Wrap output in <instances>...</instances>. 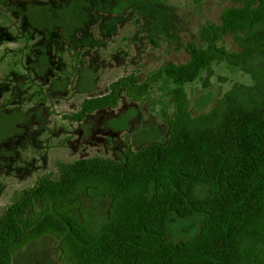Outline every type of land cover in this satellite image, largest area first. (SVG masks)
Here are the masks:
<instances>
[{"label":"rangeland","instance_id":"obj_1","mask_svg":"<svg viewBox=\"0 0 264 264\" xmlns=\"http://www.w3.org/2000/svg\"><path fill=\"white\" fill-rule=\"evenodd\" d=\"M256 0H0V216L40 179H56L58 164L88 159L123 165L127 156L170 138L176 115L167 66L191 61L189 48H211L212 59L183 85L191 117L211 111L233 87L254 85L226 58L240 56L243 32H219L212 42L201 26L220 27L225 8ZM121 83L116 107L72 119L86 98ZM193 196H209L195 181ZM112 196L84 188L49 204L98 231L109 218ZM38 209V207H37ZM205 214L168 218L162 243L180 246L200 232ZM62 240L44 234L12 254V264H69Z\"/></svg>","mask_w":264,"mask_h":264},{"label":"trees","instance_id":"obj_2","mask_svg":"<svg viewBox=\"0 0 264 264\" xmlns=\"http://www.w3.org/2000/svg\"><path fill=\"white\" fill-rule=\"evenodd\" d=\"M256 1L254 8H225L220 27L210 23L198 30L207 43L219 32H243L240 56L226 61L254 85L233 87L211 111L191 117L183 85L213 52L190 47V62L162 69L174 84L176 106L168 143L132 153L123 165L104 159L58 164L56 179H40L2 212L0 264H12L16 250L44 234L62 240L69 264H264V0ZM120 84L84 99L72 119L116 107ZM195 181L208 187V197L193 196ZM98 186L112 196V207L96 233L69 214L49 211L50 203ZM196 212L205 220L194 239L180 246L161 242L169 217Z\"/></svg>","mask_w":264,"mask_h":264}]
</instances>
